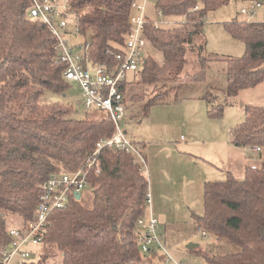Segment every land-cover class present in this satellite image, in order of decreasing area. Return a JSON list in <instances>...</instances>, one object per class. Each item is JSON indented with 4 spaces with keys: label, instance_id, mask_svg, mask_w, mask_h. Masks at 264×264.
Wrapping results in <instances>:
<instances>
[{
    "label": "trees",
    "instance_id": "obj_1",
    "mask_svg": "<svg viewBox=\"0 0 264 264\" xmlns=\"http://www.w3.org/2000/svg\"><path fill=\"white\" fill-rule=\"evenodd\" d=\"M132 1L70 0L81 35L91 39L95 61H114L130 28ZM229 1H154L166 17H185L186 24L167 32L147 22L146 37L162 52L163 61L146 54L140 82L197 79L183 75L187 45L202 32L206 13ZM30 6L31 0H0V252L12 239L7 215H18L24 223L33 220L47 180L79 169L97 142L114 131V122L104 111L89 110L83 118H73L70 105L42 103L45 89L63 92L70 83L63 75L66 65L58 57L56 36L45 22L29 17ZM226 25L246 47L241 57L226 59L228 93L235 95L264 80V22L234 19ZM207 59H198L200 78ZM121 89L125 93L126 81ZM165 94L154 96L146 107L166 102ZM134 97L142 99L141 94ZM231 140L235 146L264 149V106L246 107L245 119L233 128ZM97 162L99 168L88 171L92 207L72 198L54 210L43 243L61 251L62 264H154L138 243V220L146 214L149 192L142 166L132 154L110 148L97 155ZM195 223L240 247L236 253L211 256L192 250L205 254L208 263L264 264V168L247 166L243 179L228 170L225 179L205 181L204 213L196 216Z\"/></svg>",
    "mask_w": 264,
    "mask_h": 264
},
{
    "label": "rangeland",
    "instance_id": "obj_2",
    "mask_svg": "<svg viewBox=\"0 0 264 264\" xmlns=\"http://www.w3.org/2000/svg\"><path fill=\"white\" fill-rule=\"evenodd\" d=\"M258 2L261 5L254 15L242 12L243 8ZM148 14L156 21H171L169 28H161L167 32L183 28L186 24L185 17L164 18L157 15L154 0L149 1ZM234 19L264 22V0H230L206 13L202 32L192 43L194 46L187 45L185 54L187 64L183 75L189 74L197 79L185 77L182 82L148 85L140 82L142 69L127 75L121 128L130 139L145 145L144 174L152 195V206L147 205L145 213L149 215L153 211L166 238V245L177 261L208 263L205 254L211 256L240 251L239 246L221 237L218 240L219 236L215 234L209 233L205 238L198 231L195 218L204 213L205 181L225 179L228 170L237 179H243L247 166L264 168V150L256 153L253 147L231 143L233 128L244 121L246 107L264 106V80L238 94L228 93L226 59L241 57L246 49L244 41L226 25ZM70 26L73 27V21ZM85 38L81 35L70 37V40L83 41ZM201 44L204 50H200ZM144 53L151 54L159 63L163 61L162 52L150 43ZM201 56L209 58L202 78L197 74ZM164 91L166 102L156 101L146 107L154 96ZM135 94H141L142 99L135 98ZM41 101L72 106L73 118H83L89 111L83 91L76 83H70L63 92L45 89ZM92 199L93 187L88 186L82 191L80 201L90 208ZM23 223L18 215L9 214L6 217L8 229L20 227ZM191 242L199 244L192 250H203L205 254L190 251L187 245ZM31 251L30 262L42 260L41 264H62L61 251L57 248L43 243L31 246ZM152 258L154 264H162L159 258Z\"/></svg>",
    "mask_w": 264,
    "mask_h": 264
},
{
    "label": "built area",
    "instance_id": "obj_3",
    "mask_svg": "<svg viewBox=\"0 0 264 264\" xmlns=\"http://www.w3.org/2000/svg\"><path fill=\"white\" fill-rule=\"evenodd\" d=\"M149 1H132L130 28L125 34L124 44L115 54L113 62H99L95 61L91 55V39L84 37L83 41L70 40V37L81 36L77 19L71 11L70 0H31L29 17L45 22L57 38L58 57L66 65L63 71L64 78L68 83H76L81 87L88 110L104 111L111 116L114 131L111 136L103 137L97 142L96 150L79 169L54 174L47 180L39 196L33 220L9 230L12 239L1 249L2 264H13L17 260L15 264H21L31 259V246L43 244L51 213L67 206L72 198L77 197V194L82 196V191L91 186L88 171L94 166L99 168L97 155L103 149L124 150L132 154L134 160L144 170L146 156L142 144L130 139L121 128L125 112V93L121 85L127 80L129 72L142 69L146 55L144 50L149 43L145 32L147 22L152 21L156 29L169 28V24L172 23L167 19L162 21L151 19L148 14ZM260 5L259 2L254 3L249 8H243L242 12L252 16ZM201 8L202 6H197V9ZM155 11L157 15L166 17L156 5ZM71 21H73L72 28ZM252 150L260 151L261 147L256 146ZM146 203L152 206L150 191L147 194ZM197 227L198 231L207 238L209 232L200 224H197ZM138 228H140L138 243L143 254L162 259L164 264H213L175 260L166 245V238L160 231L159 221L152 210L149 215L146 213L139 218ZM218 240H221L220 237Z\"/></svg>",
    "mask_w": 264,
    "mask_h": 264
},
{
    "label": "water",
    "instance_id": "obj_4",
    "mask_svg": "<svg viewBox=\"0 0 264 264\" xmlns=\"http://www.w3.org/2000/svg\"><path fill=\"white\" fill-rule=\"evenodd\" d=\"M76 198L77 199H80L81 198V194H77V197ZM198 247H199V244L192 243V242L187 245V248L190 249V250L195 249V248H198Z\"/></svg>",
    "mask_w": 264,
    "mask_h": 264
},
{
    "label": "crops",
    "instance_id": "obj_5",
    "mask_svg": "<svg viewBox=\"0 0 264 264\" xmlns=\"http://www.w3.org/2000/svg\"><path fill=\"white\" fill-rule=\"evenodd\" d=\"M184 127H186V125L184 126ZM194 143H192V145H193ZM190 149H188V151H189ZM263 150L264 149H262V150H260V151H255L256 153H262L263 152Z\"/></svg>",
    "mask_w": 264,
    "mask_h": 264
}]
</instances>
